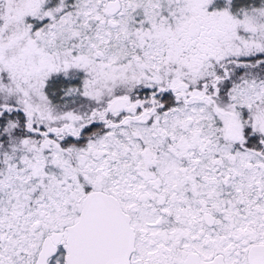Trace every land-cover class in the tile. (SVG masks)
<instances>
[{"label": "snow or ice", "instance_id": "6c2138e0", "mask_svg": "<svg viewBox=\"0 0 264 264\" xmlns=\"http://www.w3.org/2000/svg\"><path fill=\"white\" fill-rule=\"evenodd\" d=\"M0 264H264V0H0Z\"/></svg>", "mask_w": 264, "mask_h": 264}]
</instances>
